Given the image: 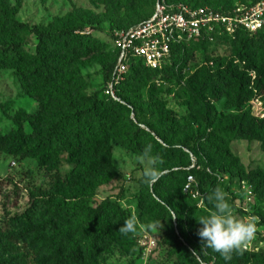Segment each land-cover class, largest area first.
<instances>
[{
  "label": "trees",
  "instance_id": "obj_1",
  "mask_svg": "<svg viewBox=\"0 0 264 264\" xmlns=\"http://www.w3.org/2000/svg\"><path fill=\"white\" fill-rule=\"evenodd\" d=\"M23 1L0 0V69L12 71L37 110L7 116L12 129L0 131V154L34 159L48 177L28 190L23 212L3 221L0 264H24L20 248L35 264H97L103 253L132 246L130 234L119 230L129 219L127 210L109 197L95 200L99 186L117 176L113 144L140 157L150 146L151 166L161 175L149 187L142 172L135 208L162 232L180 264H264V251L243 249L225 262L197 234V220L214 211L209 197L217 188L226 198L236 197L230 189L245 182L254 202L264 205V168L247 170L230 146L235 140L257 142L264 153V117H255L249 107L254 99L264 105V28L173 46L170 62L156 70L131 57L122 80L112 82L119 57L113 32L146 21L157 0H93L102 12L72 5L65 15L34 26L16 18ZM257 1L164 0L221 13ZM93 61L104 86L89 93L82 69ZM111 82L113 97L107 93ZM166 83L184 100L182 116L165 104L171 95ZM219 102L231 111L216 114ZM188 176L203 196L202 208L184 190ZM3 213L0 205V218ZM258 215L264 226V214Z\"/></svg>",
  "mask_w": 264,
  "mask_h": 264
},
{
  "label": "rangeland",
  "instance_id": "obj_2",
  "mask_svg": "<svg viewBox=\"0 0 264 264\" xmlns=\"http://www.w3.org/2000/svg\"><path fill=\"white\" fill-rule=\"evenodd\" d=\"M9 3L14 5L15 0H9ZM72 5L85 13L102 12V8L97 6L93 0H24L16 18L19 22L29 26L47 24L53 17H60L69 12ZM101 30L105 38L107 29L102 26ZM28 44L32 45V42ZM221 48L224 51L227 50L225 45ZM189 72L190 66L183 71L185 75ZM82 73L89 85L87 92L103 89L104 82L96 61L84 67ZM170 86V83H166L164 88H170ZM175 92L176 87L171 86V95H167L164 101L176 115L182 116L185 103L184 100L174 95ZM19 110L34 113L37 110V104L23 93L12 71L0 69L1 133H7L12 129L7 116H13ZM230 111L231 109L222 105L221 102L215 104L216 114H226ZM230 146L232 153L247 170L264 168V153L257 142L235 140ZM111 157L117 170V176L108 184L99 186L95 200L100 201L109 197L119 202L121 207L129 213V219H135L136 232L129 233L132 246H120L103 253L97 260V264H180L178 257L172 254L170 248L163 243L162 232L149 227V219L137 212L135 208L134 197L139 190L138 180L142 172L150 166L149 162L115 144L111 146ZM47 177L46 170L40 167L34 159L18 160L0 154V205L5 208V213L1 214L0 218V229L5 227L4 220L26 209L28 190L43 186ZM230 191L237 194L236 197H233L234 195L227 197L233 215L237 219L253 222L256 226L254 237L243 245L246 249H242L247 252L264 251V226L260 225L258 217V214H264V205L254 202L244 207V201L238 196V190L232 187ZM240 207L246 208V211H242ZM20 252L24 255V264H35L30 252L25 248H20Z\"/></svg>",
  "mask_w": 264,
  "mask_h": 264
},
{
  "label": "built area",
  "instance_id": "obj_3",
  "mask_svg": "<svg viewBox=\"0 0 264 264\" xmlns=\"http://www.w3.org/2000/svg\"><path fill=\"white\" fill-rule=\"evenodd\" d=\"M262 28L264 0H258L253 5L236 4L229 13H221L210 7L167 4L164 0H157L152 15L146 21L127 30L113 32L119 57L112 82L122 80L131 57L140 59L145 67L156 70L170 62L173 46L183 48L198 39L212 42L215 36H232L240 30L255 33ZM112 82L107 84V93L113 97ZM249 105L255 117H264V106L259 100L254 99ZM195 186V179L188 176L184 190L190 193L197 207L202 208L203 196L193 189ZM237 190L244 207L254 203L250 185L240 182ZM244 207L240 209L246 211ZM243 249L246 247L243 246Z\"/></svg>",
  "mask_w": 264,
  "mask_h": 264
},
{
  "label": "clouds",
  "instance_id": "obj_4",
  "mask_svg": "<svg viewBox=\"0 0 264 264\" xmlns=\"http://www.w3.org/2000/svg\"><path fill=\"white\" fill-rule=\"evenodd\" d=\"M141 158L150 164L145 169L143 177L144 183L150 187L159 180L161 175L155 167L151 166L155 158L151 155L150 146L143 149ZM209 200L212 202L214 211L197 220L201 225L197 234L203 241V247L219 253L227 262L234 251L239 253L243 245L254 237L256 226L253 222L237 219L233 215L226 194L220 188L214 190ZM152 226L149 225V227ZM119 230L122 234L135 233V219L125 220Z\"/></svg>",
  "mask_w": 264,
  "mask_h": 264
}]
</instances>
